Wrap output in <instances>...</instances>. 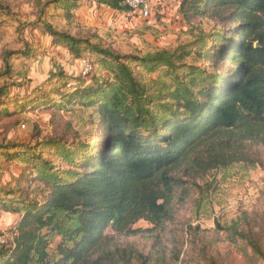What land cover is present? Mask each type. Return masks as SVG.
Wrapping results in <instances>:
<instances>
[{
    "label": "trees",
    "instance_id": "obj_1",
    "mask_svg": "<svg viewBox=\"0 0 264 264\" xmlns=\"http://www.w3.org/2000/svg\"><path fill=\"white\" fill-rule=\"evenodd\" d=\"M84 1L50 3L68 19ZM99 3L125 9L110 0ZM179 14L183 27L172 45L148 46L154 51L144 55H121L98 35L77 37L39 21L55 48L66 51L78 69L87 58L92 73L62 74L55 63L57 75L30 78L38 97L27 100L12 95L14 85L6 83L0 86L3 113L9 105L50 103L59 96L60 103L68 98L67 104L93 111L87 121L80 111L68 142L0 141V161L20 171L19 177L10 173L11 183H23L13 189L0 182V210L10 219L9 229L0 230V264H148L151 256L121 247L115 238L146 232L133 228L140 221L151 231L161 227L176 193L182 196L188 187L197 195L193 219H213L216 184L235 170L260 165L264 172L251 148L264 147V0H182ZM144 29L150 31L146 24ZM90 56L112 77L94 79ZM5 63L0 78H13ZM132 66L158 75L138 79ZM61 78L94 81L92 87L78 82L61 93L56 87ZM47 84L52 87L45 93ZM94 124L86 135L85 128ZM222 211L224 226L219 217L213 219L218 230L243 238L245 212ZM195 230L199 227L188 225L186 233Z\"/></svg>",
    "mask_w": 264,
    "mask_h": 264
},
{
    "label": "rangeland",
    "instance_id": "obj_2",
    "mask_svg": "<svg viewBox=\"0 0 264 264\" xmlns=\"http://www.w3.org/2000/svg\"><path fill=\"white\" fill-rule=\"evenodd\" d=\"M50 1L0 0V74L8 68L5 63L7 59L11 64L10 70H13L11 76L15 77L0 78V86L6 83L9 86L14 85L9 92L12 95L21 94V99L38 97L31 90L30 78L49 76L54 71L57 75L58 70L67 75L71 72L77 77L79 71L78 63L66 51L52 45L50 36L44 32L39 21L49 22L55 29L77 37L98 35L104 46H111L121 55L135 53L144 55L153 52L152 47L169 45L167 42L169 40L165 36L143 30V25L140 23L137 26L131 24L132 27L124 26L122 30L107 24L110 21L109 19L107 21L105 17L108 7L99 3V0L96 2L102 9L90 14L86 13L85 9L79 10L80 16H75L73 13L68 19L63 9L53 6ZM129 20L126 24L130 22ZM30 51L28 56L24 55ZM14 53L17 55L11 56ZM90 57L95 64L94 79L104 81L107 77H112L109 71L96 65L95 56ZM55 63L58 64V70L53 69ZM133 70L136 77L141 80L154 79L158 75V73H146L138 66L133 67ZM19 78L22 79L21 82ZM93 78L87 81L78 80V82H83L85 87H92ZM78 82L61 78L56 87L63 89L61 93H67V91L70 93ZM45 87L44 91L47 93L52 86L47 84ZM60 99L59 96L50 103L42 104L32 100L31 103L21 104L16 109L9 105L5 113H3L4 108L0 107V141L28 144L38 140L39 137H56L63 138L65 142L70 141L73 131L70 125L71 127L75 125V120L79 115L81 116L80 111H85L83 119L87 121L93 108H86L76 103L67 104L70 103L68 98L60 103ZM58 103L67 104V106L64 109L59 108ZM96 127L95 124L88 125L85 128L86 135ZM102 142L101 139L99 143ZM251 148L264 164V147L258 145ZM11 172L19 177L18 168L10 167L9 164L0 161L1 184L8 182L13 189L15 186H22V182L15 185L11 183L14 179L10 175ZM231 175L222 185L216 184L218 196L214 202L212 201V217L214 220L219 217L221 226H224L226 222L222 221L226 219L225 216L220 219V216L224 215L223 209L231 214L237 211L239 214L245 212L246 216L241 222L244 227L243 238L233 232H220L213 219L194 220L192 211L195 208L197 195L194 188L188 187L182 196L176 193L169 217L161 227L151 231L152 226L140 221L133 228L147 230L146 232L116 237L115 242L121 247L130 245L143 256H151L153 261L148 264H264V259L259 253L260 251L264 254V172L260 165H255L246 172L235 170ZM204 209L208 211L209 206ZM7 221L10 222L8 215L0 210L1 231L6 230ZM188 225L193 228L198 226L199 231L186 233ZM108 233H111L110 230ZM177 254L179 258L178 262H175L174 256Z\"/></svg>",
    "mask_w": 264,
    "mask_h": 264
},
{
    "label": "crops",
    "instance_id": "obj_3",
    "mask_svg": "<svg viewBox=\"0 0 264 264\" xmlns=\"http://www.w3.org/2000/svg\"><path fill=\"white\" fill-rule=\"evenodd\" d=\"M97 0H85L83 7L80 9L86 10L90 14L97 12V10L102 9L100 5L96 2ZM182 0H152L151 5V16L148 19L141 18L138 13L134 16L125 18L126 9H110L106 11L107 24H110L118 29H121L124 26H137L146 24L150 28V31H153L154 34L166 37L169 41L168 44H171L175 41V33L183 27L181 23V18L179 14V7ZM121 6V5H120ZM105 12V10H104ZM103 12V13H104ZM80 16V15H78ZM130 21L128 24L126 22ZM132 27V26H131ZM9 217V216H8ZM10 220V219H9ZM10 223L7 221L6 230L9 229ZM1 230V229H0Z\"/></svg>",
    "mask_w": 264,
    "mask_h": 264
},
{
    "label": "built area",
    "instance_id": "obj_4",
    "mask_svg": "<svg viewBox=\"0 0 264 264\" xmlns=\"http://www.w3.org/2000/svg\"><path fill=\"white\" fill-rule=\"evenodd\" d=\"M112 2H116L119 5L125 7L126 13L125 18H129L134 16V14L138 13V15L143 19H148L151 16L152 12V0H110ZM92 73V67L90 61L87 58L81 59L79 61V75L82 78L89 77Z\"/></svg>",
    "mask_w": 264,
    "mask_h": 264
},
{
    "label": "water",
    "instance_id": "obj_5",
    "mask_svg": "<svg viewBox=\"0 0 264 264\" xmlns=\"http://www.w3.org/2000/svg\"><path fill=\"white\" fill-rule=\"evenodd\" d=\"M257 46V44L255 45V47Z\"/></svg>",
    "mask_w": 264,
    "mask_h": 264
}]
</instances>
